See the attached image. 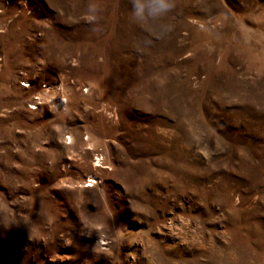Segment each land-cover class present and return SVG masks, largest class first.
Masks as SVG:
<instances>
[{"label":"rangeland","instance_id":"374dc122","mask_svg":"<svg viewBox=\"0 0 264 264\" xmlns=\"http://www.w3.org/2000/svg\"><path fill=\"white\" fill-rule=\"evenodd\" d=\"M88 3L0 0V264L264 255V0H175L163 37Z\"/></svg>","mask_w":264,"mask_h":264},{"label":"bare ground","instance_id":"6f19581e","mask_svg":"<svg viewBox=\"0 0 264 264\" xmlns=\"http://www.w3.org/2000/svg\"><path fill=\"white\" fill-rule=\"evenodd\" d=\"M230 232L233 235V242L236 245L243 244V247L240 249L234 244L237 248L235 249L234 257L231 258L228 249H219L216 247L217 244L213 245L210 249L203 252L208 264H259L264 258V255L256 248L258 243L262 242L261 237L255 234L250 227L244 229L231 228ZM146 244L147 248L145 249L144 257L140 258L135 264H177L174 255L175 248L167 245L162 246L158 240H155L154 236H149ZM102 255L108 256L109 254L100 252L93 255L91 257L92 264H98Z\"/></svg>","mask_w":264,"mask_h":264},{"label":"clouds","instance_id":"9594fccd","mask_svg":"<svg viewBox=\"0 0 264 264\" xmlns=\"http://www.w3.org/2000/svg\"><path fill=\"white\" fill-rule=\"evenodd\" d=\"M131 6L129 10L130 19L134 24L152 35L151 28L157 26L159 36L163 37L170 31V25L160 23L174 9L175 0H128ZM102 6L100 0H89L86 8V18L91 25L93 33H99L100 17L102 15Z\"/></svg>","mask_w":264,"mask_h":264}]
</instances>
